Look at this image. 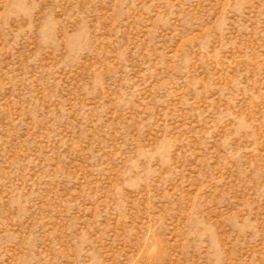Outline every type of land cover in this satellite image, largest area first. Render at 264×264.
<instances>
[{
	"label": "rangeland",
	"instance_id": "1",
	"mask_svg": "<svg viewBox=\"0 0 264 264\" xmlns=\"http://www.w3.org/2000/svg\"><path fill=\"white\" fill-rule=\"evenodd\" d=\"M0 264H264V0H0Z\"/></svg>",
	"mask_w": 264,
	"mask_h": 264
}]
</instances>
